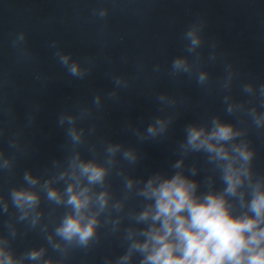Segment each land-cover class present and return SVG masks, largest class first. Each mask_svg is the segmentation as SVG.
Wrapping results in <instances>:
<instances>
[{"label":"water","instance_id":"obj_1","mask_svg":"<svg viewBox=\"0 0 264 264\" xmlns=\"http://www.w3.org/2000/svg\"><path fill=\"white\" fill-rule=\"evenodd\" d=\"M100 7L109 9L104 19L92 14ZM197 20L205 24V42L198 49L201 61L194 65L191 77H172V60L189 55L184 51L182 34ZM20 32L26 34L22 47L30 54L29 60L21 59L12 45ZM53 41L64 52L72 53L74 60L93 58L90 74L84 79L70 76L54 57ZM213 51L215 60H209ZM192 59L189 56L190 62ZM140 64L144 66L142 72H138ZM157 64L160 71L154 72ZM227 64L236 75L230 88L224 90L221 84ZM200 70L210 74L204 87L196 83L195 73ZM117 75L131 78L129 87L117 89L113 82ZM247 82L257 86L264 83V0H0V128L4 129L0 150L15 155L12 172L0 171V195L7 200L9 189L23 184L26 170L40 177L41 183L54 179L67 168L71 155L80 152L88 158L93 145L102 159L101 141L108 140L133 147L139 154L134 165L118 154L117 166L108 177L113 200L122 199L126 194L123 178L116 172L123 171L136 180H146L155 172L171 175V165L181 155L178 146L185 126L207 123L215 115L248 130L246 139L256 152L253 169L264 175V130L258 132L243 110L226 114L222 103L223 96L228 95L230 103L251 99L245 108L255 105L256 98L242 91V84ZM113 90L118 99L108 98ZM97 93L102 96L99 111L92 104ZM161 93L175 99V106H162L157 100ZM80 106L91 108L93 115L78 122L77 126L86 130V140L74 147L65 136L67 125H58V116L61 112L76 114ZM162 115L175 117L162 137L142 141L134 134L136 129L143 133L155 117ZM29 117H33L30 125ZM93 124L96 131L89 135L87 128ZM17 131L22 132L20 152L8 146ZM193 165L199 169L195 179L215 178L214 168L203 153L186 156L185 169ZM52 186L63 189L64 182L54 181ZM136 187L127 194L124 211L112 213L113 219L140 210L143 201L135 195ZM220 187L217 174L216 188ZM40 211L43 216L33 229L27 221L17 222L18 214L10 202L7 214L0 210V237L9 239L17 256L31 248L47 247L44 237L52 233L65 209L50 204L41 193ZM6 221L15 228V238L10 236ZM129 223L125 218L115 234L110 232L111 225L100 229L99 243L89 251L70 252L66 264H105L106 258L114 264L126 250L123 229ZM44 225H48L47 233L41 231ZM47 258L58 260L60 256L48 247ZM138 261V256L133 258V264Z\"/></svg>","mask_w":264,"mask_h":264},{"label":"clouds","instance_id":"obj_2","mask_svg":"<svg viewBox=\"0 0 264 264\" xmlns=\"http://www.w3.org/2000/svg\"><path fill=\"white\" fill-rule=\"evenodd\" d=\"M93 16L104 19L109 14L106 7L92 10ZM205 24L203 20L194 21L183 32L181 39L186 41L184 51L189 55L176 56L171 62L169 75H193L194 65L201 61L198 51L204 44L202 35ZM26 34L20 32L12 41L18 49L21 59H31L27 50L22 47ZM54 57L66 69L67 73L77 79L86 78L92 68L93 58L85 61L74 60L73 54L64 52L53 41ZM214 49L215 42L211 45ZM194 54V55H193ZM189 56H192L190 62ZM209 60H215V52H211ZM88 65V66H85ZM138 72L144 69L143 64L137 66ZM161 66L155 65L154 72ZM232 65H225V76L222 89L230 88L236 75ZM196 83L206 86L210 80L207 71L195 73ZM39 79V77H37ZM131 78L113 76L117 89L129 87ZM242 91L249 97H255L257 103L245 108L252 100L229 102L230 96H223L222 103L228 115H235L243 110L252 126L260 132L264 130V83L259 86L252 82L242 84ZM109 99H118L113 90L108 93ZM161 105L174 107L176 100L165 93L158 95ZM99 111L102 107V96L97 93L92 101ZM163 110V108H161ZM10 113V109H8ZM92 109L80 106L76 114L61 112L58 125L65 128L67 142L72 146L83 145L86 140L85 128L78 127V122L90 119ZM174 116H157L141 133L134 134L140 140L162 137L171 126ZM33 117H29V125ZM96 126L87 128L89 135L94 134ZM184 139L179 144L180 158L171 165L172 174L155 172L146 180H136L125 176L123 171L116 175L123 178L125 196L113 200L108 184V177L117 166V155L129 165L138 162L139 154L133 147H125L122 143L102 140L103 158H99L95 145L89 148L90 156L83 158L76 152L68 159L67 168L54 178L44 180L33 175L30 170L23 172L21 186H13L8 191V199L0 195V210L7 214L9 202L18 214L17 222L29 223L31 228L39 224L43 212L40 211L41 193L44 198L65 211L51 234H46V246L31 248L19 256L15 254L7 237H0V264H66L69 253L80 249L89 251L100 241V229L111 225L110 232L120 231V225L127 218L131 223L123 229V241L127 247L124 253L116 257L114 264H133V258L139 257L138 264H264V175L253 169L256 156L251 141L246 139L248 130L227 122L220 116H212L207 123H189L184 129ZM4 129L0 128V136ZM17 131L9 139L8 146L15 152L22 151ZM14 152V153H15ZM191 153H203L208 164L212 165L215 178L206 176L201 182L195 179L199 169L193 165L185 169V158ZM15 155H6L0 150V171L11 173L14 168ZM218 174L222 187L216 188ZM63 181V189L53 187V183ZM203 184L204 190H201ZM137 185H142L136 187ZM136 187L135 195L142 199L139 211L122 213L125 202ZM101 217H104L102 220ZM10 236L15 238L16 230L7 221ZM48 225L42 232L47 233ZM48 247L60 259H45ZM105 264H113L105 259Z\"/></svg>","mask_w":264,"mask_h":264}]
</instances>
